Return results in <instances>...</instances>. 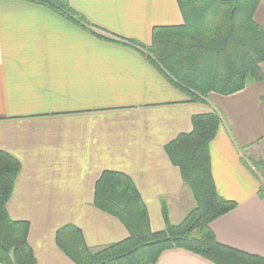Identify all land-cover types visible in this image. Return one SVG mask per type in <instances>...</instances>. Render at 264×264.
I'll use <instances>...</instances> for the list:
<instances>
[{"label": "crops", "instance_id": "1", "mask_svg": "<svg viewBox=\"0 0 264 264\" xmlns=\"http://www.w3.org/2000/svg\"><path fill=\"white\" fill-rule=\"evenodd\" d=\"M68 3L97 28L146 46L153 27L182 24L176 0ZM254 20L264 27V0ZM212 110L221 117L209 145L213 182L237 206L209 229L219 244L264 258L263 179L249 165L264 167V80L230 96L210 94L207 104L190 102L140 52L99 40L43 6L0 0V151L20 165L6 210L29 224L36 264H73L55 240L66 225L92 251L127 238L117 219L93 206L104 171L130 178L152 232L164 230L163 205L169 222L180 223L195 205L164 146L191 132L194 115ZM155 264L213 263L169 250Z\"/></svg>", "mask_w": 264, "mask_h": 264}, {"label": "trees", "instance_id": "2", "mask_svg": "<svg viewBox=\"0 0 264 264\" xmlns=\"http://www.w3.org/2000/svg\"><path fill=\"white\" fill-rule=\"evenodd\" d=\"M21 1L47 8L99 40L140 52L190 102L207 104L210 94L230 96L264 80V27L254 20L261 0H176L182 24L153 27L147 46L90 24L68 0ZM220 125L216 111L194 115L191 132L164 146L195 205L180 223L169 222L163 205L164 230L152 232L130 178L104 171L94 186L93 206L117 219L127 238L92 251L80 230L66 225L55 234L59 250L73 264H155L169 250H183L213 264H264V258L219 244L209 229L237 206L218 195L211 174L209 145ZM250 163L264 180L262 163ZM19 171V163L0 151V264H36L28 243L29 224L13 221L6 210ZM258 195L263 199L261 188Z\"/></svg>", "mask_w": 264, "mask_h": 264}, {"label": "built area", "instance_id": "3", "mask_svg": "<svg viewBox=\"0 0 264 264\" xmlns=\"http://www.w3.org/2000/svg\"><path fill=\"white\" fill-rule=\"evenodd\" d=\"M261 189L263 190V193H264V186H261ZM263 201H264V196H263Z\"/></svg>", "mask_w": 264, "mask_h": 264}, {"label": "rangeland", "instance_id": "4", "mask_svg": "<svg viewBox=\"0 0 264 264\" xmlns=\"http://www.w3.org/2000/svg\"><path fill=\"white\" fill-rule=\"evenodd\" d=\"M261 184H262V186H264V180H263V181H261Z\"/></svg>", "mask_w": 264, "mask_h": 264}]
</instances>
